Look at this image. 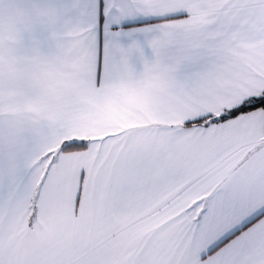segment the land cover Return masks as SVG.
I'll list each match as a JSON object with an SVG mask.
<instances>
[{
  "label": "snow or ice",
  "instance_id": "1",
  "mask_svg": "<svg viewBox=\"0 0 264 264\" xmlns=\"http://www.w3.org/2000/svg\"><path fill=\"white\" fill-rule=\"evenodd\" d=\"M0 264H264V0H0Z\"/></svg>",
  "mask_w": 264,
  "mask_h": 264
}]
</instances>
